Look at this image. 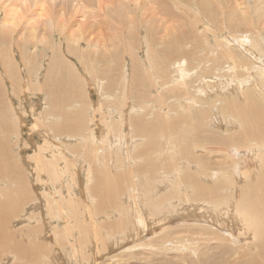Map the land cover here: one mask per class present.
Wrapping results in <instances>:
<instances>
[{"label": "bare ground", "instance_id": "1", "mask_svg": "<svg viewBox=\"0 0 264 264\" xmlns=\"http://www.w3.org/2000/svg\"><path fill=\"white\" fill-rule=\"evenodd\" d=\"M0 84V264H264V0H0Z\"/></svg>", "mask_w": 264, "mask_h": 264}, {"label": "rangeland", "instance_id": "2", "mask_svg": "<svg viewBox=\"0 0 264 264\" xmlns=\"http://www.w3.org/2000/svg\"><path fill=\"white\" fill-rule=\"evenodd\" d=\"M258 1H259V0H258ZM261 1H262V0H261ZM78 17H79V16H78ZM77 19H79V18H77ZM101 21H103L102 24L99 23L101 26L104 24V22H106V23L108 22V21H105V20H101ZM106 25H107V24H106ZM107 26H108V25H107ZM103 27H104V25H103ZM113 52H114V51H113ZM87 62H88V63H87ZM87 62H86V64L89 66V72H91V73L93 74V77H97V75L94 74V73L96 72L95 69H94V68L92 69L91 64H89L90 61H87ZM73 63H74V61H73ZM45 64H47V62H45ZM1 66L3 67V65H1ZM91 69H92V71H91ZM16 72H17V73H16ZM14 73H15L16 75H17V74H18V75L16 76ZM14 73H13V75H14V80H15V82H19V83H20V79H21V76H19L20 74H19L18 71H16V70L14 71ZM55 73H56V76H57V77H59V76L62 75L63 77L66 76V78H67V76H68L67 71H66L65 68H63L62 70H59V69H57V67H56V68H55ZM91 73H90V74H91ZM60 74H61V75H60ZM64 74H65V75H64ZM66 74H67V75H66ZM18 76H19V77H18ZM62 76H61V77H62ZM17 79H18V80H17ZM16 80H17V81H16ZM15 82H14V83H15ZM19 83H18V84H19ZM0 85H1V84H0ZM16 85H17V84H16ZM93 89H94V88H93ZM89 90H90V89H89ZM92 93H94L93 90H92ZM94 99L97 100V96H95ZM22 101L25 102V103L23 102V104H25V106H23V107H24L26 110L28 109L27 111H29V112L27 113V114L29 115V116H28V122H29V123H32V122L35 120V118H34V116H33V114H32V107H33L32 105H33L34 102H37V103H39V104L41 105L42 96L38 93L34 99H30V100L28 99V101H25V100H22ZM32 101H33V102H32ZM26 102H27V103H26ZM28 103H29V104H28ZM23 104H22V105H23ZM30 104H31V105H30ZM28 105H29V106H28ZM34 105H35V104H34ZM40 105L37 106V108L39 107V110L36 111V112H39L40 110H42L43 106L41 105V106H42V107H41ZM26 107H28V108H26ZM30 108H31V110H30ZM44 108H45V107H44ZM44 108H43V109H44ZM34 111H35V109H34ZM220 111H221V110H220ZM98 112H100V111H98ZM29 113H30V114H29ZM87 114H88V113H87ZM98 116H99V117L103 116V113H102V112H101V113H98ZM31 120H32V121H31ZM102 122H103V121H99V123H102ZM102 125L104 126V129H103V130H108V126L106 125V123H104V124H102ZM115 126H116V129H117L116 134L118 133V128H123V127H124V126H121L120 124H116ZM117 126H118V128H117ZM120 126H121V127H120ZM95 128H96V127H95ZM114 128H115V127H114ZM98 129H99V130H102V129H100L99 126H98ZM116 129H115V130H116ZM132 130H133V128H132ZM132 130H131V133H132V134L130 133V135H134V133H133ZM121 133H122V134H125L124 131L121 132ZM122 134H121V135H116V138H126V137L128 136V135L126 136V134H125V136L122 135ZM123 136H124V137H123ZM37 137H38V136H37ZM114 137H115V135H114ZM39 140H41V139H39ZM65 146L68 147V146H72V145H70V144H66ZM29 150H30V149H29ZM29 152H31V151H29ZM217 157H218V156H217ZM83 170H84V168H82L81 172H83ZM253 174H254V173H252V175H253ZM254 175H255V174H254ZM78 181H79V179H78ZM224 204H225V206H226L225 208H226L227 210L224 209V210L222 211V213H223L224 211H226V212L228 211V208H227L228 206H227V205H229V204L223 203L222 205H224ZM222 215H223V214H222ZM222 215H220V217H221L222 219H224V221H226L225 219H227V221H228V219H229L228 222H230V221L233 219V216H232V219H231V217H226V216H224V215H223V216H224V217H223ZM228 216H230V215H228ZM225 217H226V218H225ZM234 218H235V220L233 219L234 222H233V221H231V223H228L227 221H226V222H227L228 224H230L231 226L233 225L234 227H236V226L239 224V223H238L239 221H238L237 217L234 216ZM230 219H231V220H230ZM12 220L14 221V219H12ZM235 221H236L237 223H236ZM232 222H233V223H232ZM235 223H236V224H235ZM23 224H24V225H23ZM26 224H27V225H26ZM34 224L36 225L35 227L38 226L39 230H40V231L43 230L42 232L45 233L46 230H45V228H44V226H43L42 223L40 224L39 222H37V221L35 222V221H34V222L32 223V225H30V226L32 227V226H34ZM234 224H235V225H234ZM17 225L20 226V227H21V225H23L24 228H27L26 226H28L29 224H28V222H23V223H20V224H17ZM18 226H17V227H18ZM238 226H239V225H238ZM238 226H237V227H238ZM26 230L28 231L29 229H26ZM132 231H133V230H132ZM132 231H131V232H132ZM134 231L137 232V230H134ZM134 231H133V232H134ZM127 232H128V233L126 234L125 237H126V239H127V238H129V239H127L126 242H127V243H128V242L132 243V242L134 241V239L137 237L139 231H138L137 233L134 232L133 234L130 233V235H129V231H127ZM43 233H42V234H43ZM135 233L137 234L136 237H135ZM140 233H141V232H140ZM140 233H139V234H140ZM132 235H134L133 238H131ZM141 235H143V234H141ZM141 235H139L138 237H139V238L142 237ZM145 235H146V234H145ZM145 235H144V236H145ZM130 236H131V237H130ZM134 237H135V238H134ZM148 237H149V238H148ZM151 237H153V233L147 235V236L144 237L142 240H144V239L147 240V239H150ZM146 238H147V239H146ZM132 239H133V240H132ZM136 239H137V238H136ZM127 243H125V245H124L125 247L121 246V247H122L121 249H119L120 246H119V247L116 246V248H115L114 250H113V249L111 250L110 248H108V246H106V251H107V253H106V255L102 258V262H101V264H139V260L141 261V259H139V258H143V259H144V256H146L145 253H146L147 251H145V250H150V249H149L150 246H146V247H144V251H143V248H141V247H140V248H136V250L133 249L132 251H133V252L136 251V252L138 253V255H137V253H135V252L133 253V252H131L130 250H126V249L129 247L128 244H130V243H128V244H127ZM126 245H127V246H126ZM131 245H133V244H131ZM123 248H124V249H123ZM109 249H110V250H109ZM122 249H123V250H122ZM61 250H63V249H61ZM108 250H109V251H108ZM140 250H141V251H140ZM111 251H112V252H111ZM127 251H128V253H127ZM142 252H145V253L142 254V255H144V256H140V255H141L140 253H142ZM129 253H130V255H132V256L135 255V254H136L137 256L135 255V256L132 257V256L129 255ZM131 253H133V254H131ZM108 255H109V256H108ZM105 257H106V258H105ZM65 258H67V257H65ZM143 259H142V261H143ZM10 264H13V263L10 262Z\"/></svg>", "mask_w": 264, "mask_h": 264}]
</instances>
